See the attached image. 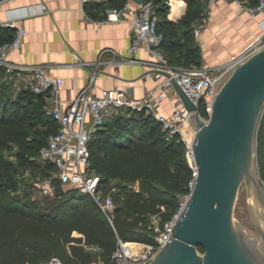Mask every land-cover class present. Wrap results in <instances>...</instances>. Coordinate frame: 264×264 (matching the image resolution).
Returning <instances> with one entry per match:
<instances>
[{"label": "trees", "instance_id": "1", "mask_svg": "<svg viewBox=\"0 0 264 264\" xmlns=\"http://www.w3.org/2000/svg\"><path fill=\"white\" fill-rule=\"evenodd\" d=\"M126 1H91L85 6L97 16L105 15L106 6L122 8ZM185 1L186 12L174 21L167 16L166 0H153L162 33L160 47L174 65L199 66L194 22L205 15L208 0ZM13 33L0 27V43ZM4 74L0 67V264H47L52 255L65 264H89L96 256L108 261L119 240L153 243L158 230L149 218L158 217L161 228L178 211L194 177L180 133L167 136L151 113L128 107H121L94 131L88 144L90 161L100 176L99 189L113 195L112 222L92 195L75 188L37 198L33 192L38 174L52 176V183L60 184L55 165L38 159L34 165L39 173L33 172L32 180L20 177L18 165L36 160L59 124L46 114L43 94L16 89L12 80L3 79ZM199 110L206 114L202 102ZM41 119L42 125L36 126L35 120ZM13 147H17L13 154L17 163L9 154ZM256 153L264 184V108L256 132ZM92 245L99 250L89 249ZM198 249L203 251L201 246Z\"/></svg>", "mask_w": 264, "mask_h": 264}, {"label": "built area", "instance_id": "2", "mask_svg": "<svg viewBox=\"0 0 264 264\" xmlns=\"http://www.w3.org/2000/svg\"><path fill=\"white\" fill-rule=\"evenodd\" d=\"M80 1L82 4H86L87 2L101 0ZM169 1L166 0L168 4ZM216 1L208 0L207 12H209V6ZM225 1L235 2L250 14L261 13L263 32L245 50L239 54L232 55L227 62L216 66L193 65L184 67L170 62L160 47L162 33L158 30V15L155 13L153 0H144L142 3L127 0L122 8L112 5L106 6L105 13L106 21L108 22L119 21L122 10L130 5L133 6L134 12L130 23L131 42L128 45V50L134 53L141 48H145L150 56L148 59L130 57L124 61L146 64L148 74L152 73L153 77L158 81L154 88L148 90L143 97L139 98L128 94L120 87L104 88L99 95L89 94L86 87L71 98L66 107H61L58 100V94L63 85V78L61 76L50 74L41 65L25 66L11 62L8 59L9 52L19 48L22 38L27 34V30L16 26L10 20L0 19V25L14 28L13 36L0 43V67L5 71L3 79L12 80L14 83L19 76H22L23 82L21 84H14L15 88H29L37 94H43L46 114L50 115L59 124L58 130L51 133L47 142L40 148L38 159L49 161L55 165L56 170L54 175L64 188H75L80 192L92 195L110 222H112L115 202L111 193L103 196L102 191L99 189L100 176L92 168L88 146L92 134L108 118L117 113L121 107H128L133 110H145L151 113L161 123V127L167 136H172L177 132L180 133V125L184 123L190 124L189 118L192 110H188L185 107L180 95L173 86L172 79L177 81L189 98L198 106V109L200 102L203 103L206 114L202 115L200 110L199 112L206 120L212 110L216 80L232 64L264 44V0H258L257 4L254 5L245 3L243 0ZM202 26L203 22H199L194 27L193 32L195 36L199 35ZM106 50L108 48H105L103 51ZM94 72L95 70L92 73L91 79L94 77ZM169 96H171L173 110L170 113L159 110L158 107L162 101ZM192 138L182 137L186 144L185 156L194 175L189 183L190 190L196 174L194 154L191 147ZM36 178L38 180L36 186L39 195L51 194L52 187L54 186L52 176L43 178L38 176ZM184 200L180 203L178 211L182 207ZM176 213L157 232L153 243L132 241L143 244L141 248L132 251L130 246L127 245L129 241L124 242L119 240L118 246L112 252L108 261H104L100 256H96L89 264H142L150 261L168 241ZM88 248L94 251L99 250V247L94 245ZM47 264L65 263L58 256L52 255Z\"/></svg>", "mask_w": 264, "mask_h": 264}, {"label": "water", "instance_id": "3", "mask_svg": "<svg viewBox=\"0 0 264 264\" xmlns=\"http://www.w3.org/2000/svg\"><path fill=\"white\" fill-rule=\"evenodd\" d=\"M172 83L185 107L192 110L189 123L194 129L196 174L168 241L142 264H264V192L256 153L264 108V44L216 80L206 120L177 81ZM242 184L257 232L234 217ZM64 191L62 184L54 185L51 195Z\"/></svg>", "mask_w": 264, "mask_h": 264}, {"label": "crops", "instance_id": "4", "mask_svg": "<svg viewBox=\"0 0 264 264\" xmlns=\"http://www.w3.org/2000/svg\"><path fill=\"white\" fill-rule=\"evenodd\" d=\"M186 8L185 0H170L167 16L177 21ZM133 12L130 5L122 10L119 21L108 22L106 13L91 14L80 0H0V19L27 30L19 48L11 50L8 59L25 66L41 65L50 74L61 76V107L86 87L91 95H99L104 88L120 87L134 97H143L158 80L148 74L146 64L124 61L150 56L145 48L134 53L128 50ZM200 22L203 26L195 39L201 66L227 62L263 32L261 13L250 14L233 1L217 0L209 6V12L206 9ZM198 23L194 22V27ZM0 27L14 32V28ZM105 48L108 50L103 51ZM22 82L19 76L14 84ZM158 109L170 113L171 96Z\"/></svg>", "mask_w": 264, "mask_h": 264}, {"label": "rangeland", "instance_id": "5", "mask_svg": "<svg viewBox=\"0 0 264 264\" xmlns=\"http://www.w3.org/2000/svg\"><path fill=\"white\" fill-rule=\"evenodd\" d=\"M34 122V120H33ZM35 120V125L36 126H41L42 125V119L40 120V122H37ZM187 130H183L181 129V125H180V135L183 138H189V132L190 130H193V127L191 124L187 123ZM17 147H13V149L11 151H9V154L11 156V158H13L15 160V162L17 163L15 157H14V151ZM38 158L36 160H34L33 162H29L26 163L25 165H21V163H19V173L22 174L20 177H22L24 179L25 178H31L30 175L33 174V172H36V174H38V169L35 167L34 164H36ZM22 172V173H21ZM40 177V174L37 175V177ZM32 180V178H31ZM30 180V181H31ZM35 181L37 182V178L35 179ZM135 185V184H134ZM136 186V185H135ZM262 188H263V192H264V184L262 183ZM33 195L36 196L37 198H40L42 195H39L37 189L33 192ZM102 195H106L102 192ZM234 217L243 225L247 226L248 228L252 229L253 231L257 232L254 223L252 221L250 212H249V208H248V203H247V199H246V192H245V185L242 184L239 188L238 191V195L235 201V206H234ZM149 224L153 226V228L157 229L158 231L161 229L159 224H158V217L156 216H151L149 218ZM132 242V241H131ZM130 243V242H129ZM132 248L138 249L140 247H136L133 243L129 244Z\"/></svg>", "mask_w": 264, "mask_h": 264}, {"label": "bare ground", "instance_id": "6", "mask_svg": "<svg viewBox=\"0 0 264 264\" xmlns=\"http://www.w3.org/2000/svg\"><path fill=\"white\" fill-rule=\"evenodd\" d=\"M187 123H184V124H182L181 125V129H183V130H187ZM189 138L188 139H191L192 138V136H193V130H190V132H189ZM136 247H142L143 246V244H141V243H137V242H134L133 243ZM127 245H129V243L127 242ZM130 246V245H129ZM130 248H131V250L132 251H135V250H137V249H135V248H132L131 246H130ZM139 249V248H138Z\"/></svg>", "mask_w": 264, "mask_h": 264}]
</instances>
